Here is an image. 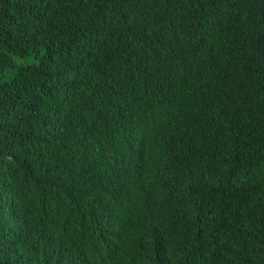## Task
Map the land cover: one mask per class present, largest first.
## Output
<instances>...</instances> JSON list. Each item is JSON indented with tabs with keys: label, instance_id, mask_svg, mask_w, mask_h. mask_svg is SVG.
<instances>
[{
	"label": "trees",
	"instance_id": "trees-1",
	"mask_svg": "<svg viewBox=\"0 0 264 264\" xmlns=\"http://www.w3.org/2000/svg\"><path fill=\"white\" fill-rule=\"evenodd\" d=\"M255 2L264 0H0V167L20 190L19 245L0 264H25L43 247L95 255L100 230L115 238L112 264H136L123 243L144 227L134 189L160 171L215 206V229L187 245L137 247L158 264H264V5ZM206 26L204 44L186 38ZM175 51L218 75L209 108L189 119H167L154 103L176 87L156 81L148 57L166 53L178 76ZM254 75L263 82L248 84ZM127 117L145 127L141 145L109 127ZM132 154L110 193L111 166ZM181 158L194 169L176 178L168 168Z\"/></svg>",
	"mask_w": 264,
	"mask_h": 264
},
{
	"label": "clouds",
	"instance_id": "clouds-1",
	"mask_svg": "<svg viewBox=\"0 0 264 264\" xmlns=\"http://www.w3.org/2000/svg\"><path fill=\"white\" fill-rule=\"evenodd\" d=\"M264 2H255L250 6L264 5ZM227 20L230 25L227 28L234 29L230 18L219 16ZM249 20V16H245ZM208 27L198 29L196 32L186 37L191 42L204 44L206 37L210 36ZM152 66V73L156 81L161 86H175L176 95L171 100L154 102L159 106L161 115L167 119H189L199 112L209 108L210 94H215L216 81L218 76L215 70L206 63H195L184 53L174 52V61L180 67V74L174 76L166 67V53L160 57H148ZM263 82L258 75L252 76L248 84ZM264 103V102H263ZM206 118H212L210 113H205ZM109 127L116 132L124 131L130 135L134 141L141 145L139 135L145 130L144 126L127 117L122 121H111ZM187 132L178 128L176 131L177 145L185 143ZM135 156H127L114 162L108 173V190L114 194L122 186L121 179L126 169H131L134 165ZM173 177L178 174H187L194 169L193 163L188 158H181L168 168ZM166 174L160 171L155 180L138 186L134 189L136 199L139 204L137 212L140 214L144 227L142 234L138 238L124 241L131 256L136 260V264H158L148 252L137 247L136 244L147 242L152 245L171 247L169 242L172 237H177L185 245L192 236L198 239L203 236L212 235L215 229L216 208L210 202H200L188 197L186 188H174L170 184L163 182ZM225 188V187H224ZM227 189V188H226ZM20 190L16 183V173L8 167H0V252L7 251L16 245L18 227L11 222L12 214L19 206ZM216 203L222 205L220 198L216 197ZM131 205H126V207ZM222 209L224 206L222 205ZM160 232L164 237H155V232ZM203 234L202 236H199ZM176 238V239H177ZM95 244L98 247L95 255H87L75 251L60 250L51 247H43L39 251H34L28 262L25 264H112L116 250V241L113 234L108 230H100L94 236ZM78 243V242H77ZM176 243V242H175ZM208 250L211 254H216L221 249L213 241L208 242ZM110 253L112 257H106ZM216 264V263H209Z\"/></svg>",
	"mask_w": 264,
	"mask_h": 264
}]
</instances>
